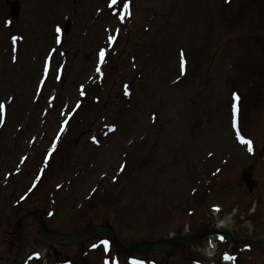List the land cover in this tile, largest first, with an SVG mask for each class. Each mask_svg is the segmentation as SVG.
Returning <instances> with one entry per match:
<instances>
[{
  "label": "rangeland",
  "instance_id": "1",
  "mask_svg": "<svg viewBox=\"0 0 264 264\" xmlns=\"http://www.w3.org/2000/svg\"><path fill=\"white\" fill-rule=\"evenodd\" d=\"M0 104V264L31 211L67 234L110 225L123 246L233 212L252 241L130 260L102 240L52 246L30 220L21 264L43 249L45 264H264V0H0Z\"/></svg>",
  "mask_w": 264,
  "mask_h": 264
},
{
  "label": "water",
  "instance_id": "2",
  "mask_svg": "<svg viewBox=\"0 0 264 264\" xmlns=\"http://www.w3.org/2000/svg\"><path fill=\"white\" fill-rule=\"evenodd\" d=\"M10 10L12 12L13 17H17L18 14V7L16 4H10ZM33 217L34 220L38 223L39 228L44 235V237L49 240L50 242L66 245L69 243H80L92 238L96 237H104L111 239L115 245L118 251L125 252L128 256H133L139 252H145L149 250H156L159 248L164 247H181L185 246L187 244L196 242L198 240L203 239L209 234H221L228 237L229 241L232 244H236V241L234 240L233 236L231 235L230 231L228 229L219 227V228H213L212 226H209L202 231L193 234V235H187V236H174L172 239H161L158 238L155 241H142L141 243H133L128 248H122L117 240L114 238L113 232L111 228H105V229H94L93 231L83 234V235H63L55 231L47 230L44 225V218L42 214L39 213H32L28 214L25 217H23L18 225V236L20 238V244H19V251L16 259V263L18 264L19 259L22 257L24 252V246L26 243V239L24 237L23 229L27 222V220Z\"/></svg>",
  "mask_w": 264,
  "mask_h": 264
},
{
  "label": "snow or ice",
  "instance_id": "3",
  "mask_svg": "<svg viewBox=\"0 0 264 264\" xmlns=\"http://www.w3.org/2000/svg\"><path fill=\"white\" fill-rule=\"evenodd\" d=\"M116 3H117V0H112V4L113 5H115ZM59 31H60V29L58 27L57 28V32H59ZM12 39H13V42H15L17 38L16 37H13ZM114 39H115L114 37H109V40L110 41L111 40H114ZM57 42H59V40H57ZM105 55H106L105 50L104 49H101L100 52H99V60H100V63L101 64H103L104 61H105ZM100 71H101V69L98 67L97 68V72H100ZM126 88H127V86H126ZM81 94L82 95L84 94L83 91L81 92ZM126 94H127V92H126ZM233 95H234V99L236 101H239L240 100L239 94L234 93ZM77 107H79V105H77ZM4 108H5V105L4 104H0V111H3ZM234 111H236V112L239 111V106L238 105L235 106ZM65 123H67V122H65ZM63 130L64 129H61V132H63ZM237 136L240 138V140H241L242 143H246L247 144L248 151L251 152L253 150V148H252V141L250 139L249 140H245L243 136H240L239 135V132H237ZM101 243L103 244L105 250H107L108 249V245H109V241L108 240H103V241H101ZM92 247L95 248V247H97V245L94 244V245H92ZM227 258L228 259H231V257H227ZM105 264H107V261L105 262ZM133 264H139V262L138 261H133Z\"/></svg>",
  "mask_w": 264,
  "mask_h": 264
},
{
  "label": "bare ground",
  "instance_id": "4",
  "mask_svg": "<svg viewBox=\"0 0 264 264\" xmlns=\"http://www.w3.org/2000/svg\"><path fill=\"white\" fill-rule=\"evenodd\" d=\"M230 222H231L230 218L225 217L219 222V225L226 227L229 226Z\"/></svg>",
  "mask_w": 264,
  "mask_h": 264
}]
</instances>
